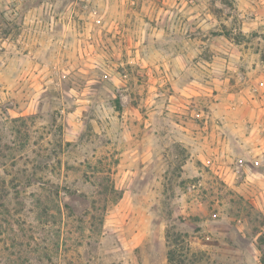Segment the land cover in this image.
Instances as JSON below:
<instances>
[{"label": "rangeland", "instance_id": "obj_1", "mask_svg": "<svg viewBox=\"0 0 264 264\" xmlns=\"http://www.w3.org/2000/svg\"><path fill=\"white\" fill-rule=\"evenodd\" d=\"M180 260L264 264V0H0V264Z\"/></svg>", "mask_w": 264, "mask_h": 264}, {"label": "trees", "instance_id": "obj_2", "mask_svg": "<svg viewBox=\"0 0 264 264\" xmlns=\"http://www.w3.org/2000/svg\"><path fill=\"white\" fill-rule=\"evenodd\" d=\"M175 251L173 249H169L168 253H167V260L169 263H172L173 261H175ZM179 264H183V261L180 260Z\"/></svg>", "mask_w": 264, "mask_h": 264}, {"label": "built area", "instance_id": "obj_3", "mask_svg": "<svg viewBox=\"0 0 264 264\" xmlns=\"http://www.w3.org/2000/svg\"><path fill=\"white\" fill-rule=\"evenodd\" d=\"M243 165V163L240 161V164H239V166H236V169H235V173H240V171H241V169H240V166H242Z\"/></svg>", "mask_w": 264, "mask_h": 264}]
</instances>
